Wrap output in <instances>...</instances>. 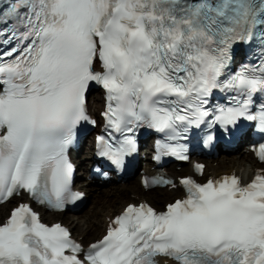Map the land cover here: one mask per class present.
<instances>
[{
    "label": "snow or ice",
    "instance_id": "6c2138e0",
    "mask_svg": "<svg viewBox=\"0 0 264 264\" xmlns=\"http://www.w3.org/2000/svg\"><path fill=\"white\" fill-rule=\"evenodd\" d=\"M11 18L27 39L0 51V203L26 190L63 210L81 196L71 192L67 150L81 122L96 125L90 83L106 90L107 138L98 142L117 165L142 124L170 139L201 125L233 133L242 119L264 133V104L253 110L264 94V0H14L0 8V24ZM253 41V60L231 72L235 46ZM217 90L231 102L210 108ZM108 129L123 136L114 149ZM181 183L186 199L163 213L128 206L87 249L20 203L0 226V264H158L157 254L180 264H264V174L247 185L235 175Z\"/></svg>",
    "mask_w": 264,
    "mask_h": 264
},
{
    "label": "bare ground",
    "instance_id": "6f19581e",
    "mask_svg": "<svg viewBox=\"0 0 264 264\" xmlns=\"http://www.w3.org/2000/svg\"><path fill=\"white\" fill-rule=\"evenodd\" d=\"M80 162L82 160L79 159ZM257 163L251 156V153L244 150L235 154L224 155L217 159L216 163L208 161L206 167V175H217L223 172H227L234 169L235 172L239 173L242 178L250 177L252 170ZM189 167V165H186ZM179 173V172H176ZM86 190L92 198L89 208H93L92 213L89 211L83 215H68L64 212L54 215L51 219L60 218L63 222L67 223L73 230L76 236H82V238L91 240L94 237L99 236L107 222V217L117 212L119 208L127 201H133L130 198L133 192L136 193V198L145 199L154 204H160V201L164 197H168V194H180L177 189L170 190L168 193L165 190H149L143 191L138 184L126 181L123 183H112L106 187L90 186L86 184ZM133 189V190H131ZM11 203L0 205V215L4 213L6 206ZM93 236V237H92ZM95 237V238H96Z\"/></svg>",
    "mask_w": 264,
    "mask_h": 264
},
{
    "label": "rangeland",
    "instance_id": "374dc122",
    "mask_svg": "<svg viewBox=\"0 0 264 264\" xmlns=\"http://www.w3.org/2000/svg\"><path fill=\"white\" fill-rule=\"evenodd\" d=\"M172 197H173L172 195H169V194H168V197H164L163 200L160 201V204H157V205L154 204V203H153V204H154L155 206H157V207H161V205H162L163 202H165V201H167V200H170ZM89 211L92 213L93 208L91 209V208H89L88 205H86V207H83L79 212H77V214H78V213H82V214H80V216H81V215H83V213L86 214V213H88ZM71 216H72V215H71ZM74 216H77V215L74 214ZM92 237H93V236H92ZM95 237H96V236H95ZM95 237H94V238H95Z\"/></svg>",
    "mask_w": 264,
    "mask_h": 264
}]
</instances>
